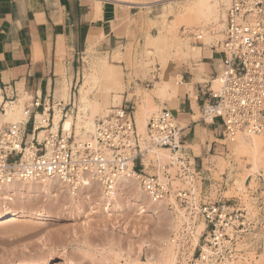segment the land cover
Returning <instances> with one entry per match:
<instances>
[{"label":"rangeland","instance_id":"1","mask_svg":"<svg viewBox=\"0 0 264 264\" xmlns=\"http://www.w3.org/2000/svg\"><path fill=\"white\" fill-rule=\"evenodd\" d=\"M193 1L171 0L153 13L154 21L149 22L145 29L147 31L154 29V32L150 36L147 34L145 41L138 45L136 50L130 47L127 49L126 55L133 57V60L132 64L130 60L124 72L121 68L113 66L104 54L89 50L80 56L79 79L73 87L70 105L67 107L69 110L67 116L74 117L69 131L74 132L75 135H81V131L79 133L75 131L78 128L76 121L80 120L79 127L83 125L84 117L89 114L91 116L94 108L93 100L99 97L100 103L107 102L108 105L102 113L98 111L93 114L94 121L97 117L108 113L111 107L128 106L134 111L138 133L145 134V128L144 133H141L139 127L145 119L147 123L151 115L159 111L161 107L154 104L152 108L144 111L141 117H138L139 106L145 97L143 93L154 90L157 81L167 80L166 74L172 62L180 64L187 60L188 57L185 55L189 46L212 45L215 41L223 39L225 13L230 0H210L211 4L215 5L212 6V10L216 11L213 12V16L211 15L212 19L211 17L206 19L208 21L199 19L201 13L196 8L200 15L195 9L196 13L188 22H180L178 17L184 11L186 2ZM215 18H217L216 21H214ZM198 35H201L200 40L196 39ZM111 60H120V57L117 54ZM172 86L166 93L174 92L175 88ZM81 92L89 98L90 104L83 106L86 112L83 109V112L80 111L82 107L79 109V115L77 114L79 120H77L75 117L79 107L78 93ZM119 94L122 96L121 100L115 98L113 101L112 97ZM124 96L128 99L132 97L137 99L135 108H132L131 104L123 103ZM158 98L160 103L169 99L166 96ZM25 101H19L20 107H16L15 118L13 117L14 119L9 122L1 121L0 126L5 123H15L17 111L20 108L19 121ZM90 105L93 107L92 111L89 110ZM238 135L242 137V140L244 138L249 142L254 137ZM77 137L81 139L83 136ZM259 137L264 141V134L254 138L259 139ZM223 141L220 143L225 145L226 149L222 154L210 157L203 162L191 161V163H194L196 170L204 171L206 175L200 172L201 178L208 177L202 182V186L210 188L213 201H220V206H234V209L246 212L244 232L238 235L239 239L236 242L239 251L237 263L264 264V163L258 160V166L254 168L252 157L247 155L250 153H246L247 156H245L240 151L242 154L239 155L238 152L236 154L238 156L234 157L232 151L237 143L224 139ZM161 149H152L153 152L156 151L154 154L150 152L153 159L148 157V152L144 155L146 172L156 173V161L160 163L162 160L159 165L161 169L169 164V151L166 152L168 155L166 162L161 157L160 160H156ZM259 156L260 158L264 156V149ZM161 169L158 173L162 171ZM171 172L174 173V170ZM67 190L68 188L54 186L47 193H42L36 188H19L12 192L10 198L14 202L6 201L8 211L26 210L31 213L47 210L51 217L41 220L22 218L13 224H0V264H24L49 256H63L69 262L68 264H126L136 257L141 262H146V258L149 257L155 264L162 258L164 248L167 259L175 257L174 264H196L197 251L204 238V224L199 219H188L176 204L170 202L171 200L165 203V208L157 209L135 197L136 189L129 186L119 198L121 208L113 205L106 211V204L99 202L96 192L95 194L94 191L85 190L72 201L68 198ZM142 207H145L144 213H141ZM178 234H180V245L171 244V246L168 241L171 242V238ZM139 246H143L141 251ZM167 253H171V256ZM156 259H159L158 262Z\"/></svg>","mask_w":264,"mask_h":264},{"label":"built area","instance_id":"2","mask_svg":"<svg viewBox=\"0 0 264 264\" xmlns=\"http://www.w3.org/2000/svg\"><path fill=\"white\" fill-rule=\"evenodd\" d=\"M222 36L211 46L222 55L223 69L209 84L200 119L218 120L222 138L230 142L238 134L263 135L264 0H230ZM31 108H40L39 115L31 113ZM56 111L61 115L60 126L53 131ZM68 111L63 103L36 98L22 109L18 122L0 126V187L54 180L79 190L90 182L110 199L124 179H129L151 201L173 200L188 219L203 222L204 238L196 264H238L236 242L244 232L246 212L212 200L199 170L181 152V129L171 111L161 108L153 113L142 135L131 108L111 107L95 119L93 133L81 139L72 131H63L61 123ZM159 148L169 151L170 162L158 173L156 161V173L150 174L143 157ZM179 238L180 234L173 236L171 244L179 246Z\"/></svg>","mask_w":264,"mask_h":264},{"label":"crops","instance_id":"3","mask_svg":"<svg viewBox=\"0 0 264 264\" xmlns=\"http://www.w3.org/2000/svg\"><path fill=\"white\" fill-rule=\"evenodd\" d=\"M169 1L0 0V113L4 104L14 102L20 107L23 99V109L36 98L68 107L79 79L80 56L89 50L106 55L113 66L124 72L133 60L126 55L127 49L136 50L147 34L154 32L145 28L154 21L153 13ZM117 54L120 60L112 61ZM185 57V62L170 64L166 74L169 82L157 81L155 89L149 91L157 94L167 84L165 95L169 99L160 103L157 99L161 96L149 93L150 101H142L137 116L141 117L154 104L171 111L181 129L182 154L191 161L203 162L226 149L220 143V122L200 119L209 84L223 69V57L211 45L189 46ZM171 86L176 89L174 93H166ZM114 97L119 101L122 98L115 95L113 101ZM136 101L134 97L123 98V103L132 108ZM98 103L101 109L108 105L100 103L99 97ZM30 112L39 114L40 108H31Z\"/></svg>","mask_w":264,"mask_h":264},{"label":"bare ground","instance_id":"4","mask_svg":"<svg viewBox=\"0 0 264 264\" xmlns=\"http://www.w3.org/2000/svg\"><path fill=\"white\" fill-rule=\"evenodd\" d=\"M211 2L212 1H210V0H194L193 2H186V5L184 6V11L182 12V14L178 17V20L180 21V22H188L191 18H192V16H193V14L194 13H196V11H197V9L200 11V13H201V15L199 14V12L197 11V13L200 15L199 16V19H201V21H202V19L203 20H206V19H208V17H209V19H210V17H211V19H212V16H213V12H215L216 10H212V6L214 5H212L211 4ZM215 6V5H214ZM197 8V9H196ZM195 9H196V11H195ZM195 11V12H194ZM214 14H216L217 15V13H214ZM212 15V16H211ZM202 16V17H201ZM201 17V18H200ZM214 17H215V15H214ZM218 18V17H217ZM217 18H215V20L214 21H216L217 20ZM224 19V18H223ZM206 21H208V20H206ZM205 21V22H206ZM210 21V20H209ZM204 22V23H205ZM196 39L197 40H200L201 39V35H198L197 37H196ZM180 50V49H179ZM92 76V75H91ZM93 76H95V75H93ZM97 77V76H96ZM86 78V77H85ZM95 78V77H94ZM89 79H91V78H89ZM96 79V78H95ZM94 79V82L96 81ZM113 79V78H112ZM86 80V79H85ZM100 81L102 82V80L100 79ZM108 80H106V82H107ZM110 81V80H109ZM115 80H113V82H114ZM104 82H105V80H104ZM116 82V81H115ZM114 82V83H115ZM87 83V82H86ZM117 83V82H116ZM85 84V83H84ZM83 84V85H84ZM107 84V83H106ZM109 85V84H108ZM216 86H217V81H215V82H213V88H216ZM81 87V86H80ZM82 89V88H81ZM168 89V85L167 84H164V86L162 87V88H160L159 90H157V94H154V92H149V93H151V94H153V95H156V96H166L165 95V91ZM149 93L148 92H145V93H143V95L145 96L144 97V102L145 103H148L149 101H150V98H149ZM174 93V92H173ZM97 96V95H96ZM116 97H114V99H115ZM88 97L84 94V93H79V107H78V110H77V113H76V117H75V119H77V120H79L78 119V116H77V114H78V112H83V111H85L83 108L85 107V105H87V103H88ZM24 100V99H23ZM21 101V100H20ZM1 102H2V96H1V91H0V104H1ZM92 102V101H91ZM89 104L90 103H88V106H89ZM92 104L94 105V108L91 106L90 108H89V110H91L92 111V108H93V111H92V113H91V116H90V114H89V116L88 115H84L85 117H84V120H82L83 121V125L82 124H80V125H82L81 127H79V121H76V124L78 125V128L77 129H75V131H76V133H79V131H81V135H75L76 136V138H78L77 136H83V137H85L87 134H92L93 133V128H94V120H93V114H95L96 112H100V113H102L105 109H107V108H105V109H101L100 108V106H99V103H98V97H96L95 98V100H93V102H92ZM84 106V107H83ZM16 107H18L17 106V104L16 103H6V104H4V109H3V111L0 113V122L1 121H7V122H9V121H11L12 119H14L15 117H14V115H15V111H16ZM82 107V108H81ZM81 108V110L79 111V109ZM88 108H86V109H88ZM82 109H83V111H82ZM88 110V111H89ZM87 111V112H88ZM18 112V113H17ZM16 113H17V118H16V120L14 121L15 123L16 122H18V119H19V112H20V108H19V110L17 111ZM86 112V111H85ZM106 112V111H105ZM104 112V113H105ZM83 114H85V113H83ZM83 114H81V115H83ZM21 115V114H20ZM39 114H37V116H38ZM79 115V114H78ZM80 115V116H81ZM14 117V118H13ZM80 118V117H79ZM20 119H21V117H20ZM60 119H61V115H60V113L58 112V111H56V113H55V115H54V119H53V131H56L58 128H59V122H60ZM73 121H74V117H72L71 115H68L67 117H66V119L65 120H63L62 121V128H63V131H65V132H70L69 130L71 129V127H72V125H73ZM75 123V122H74ZM82 123V122H81ZM145 124H146V119L143 121V123H142V125L139 127V132H141V133H144V128H145V130H146V127H145ZM75 125V124H74ZM75 128H76V125H75ZM83 137H81V138H83ZM255 137V136H254ZM253 137V140H250V142L249 141H246L247 139H244L243 138V140H242V137L240 136V135H238V136H236V137H234L233 138V142H236L237 144H236V146L233 148L234 149V151H232L233 152V154L235 155L234 157H237L236 156V154H238V152H239V155L240 154H242L243 153V155H245V156H250V157H252L251 159L253 160V162H254V168H256L258 165H257V162H258V160L261 162V163H264V156L263 157H261L260 158V156L259 155H261V153H262V150L264 149V141L263 140H260V137H259V139H255ZM247 138V137H246ZM224 142V141H223ZM232 143H230V145H231ZM233 145V144H232ZM230 148V147H229ZM152 151V154H154V152H156V151H154L153 152V150H150L149 152H148V157H151L152 159H153V157H152V154L150 153ZM168 150H166V149H164V148H162L161 149V153H156L157 155H158V157L157 156H155V158H156V160L158 159V160H160L159 158L161 157V159L163 158V160H165L164 162H166V160H167V154H166V152H167ZM231 151V150H230ZM242 153H241V152ZM245 153V154H244ZM246 153H250V155L249 154H247L246 155ZM149 155H151V156H149ZM242 156V155H241ZM158 162V161H157ZM161 162H162V160L160 161V163H159V165L161 164ZM163 164V163H162ZM160 167V166H159ZM161 169V168H160ZM161 172V171H160ZM84 185H87V187H84V186H82L79 190H73V189H70V188H68V192H66V193H69V196H68V198L70 199H72V201L75 199L76 200V198L75 197H77V195H80V194H83V192L85 191V190H87V191H94V193L96 192L97 193V195H98V199L100 200L99 202H102V203H105L106 204V207L107 208H105V210L106 211H108L109 210V208L111 207V206H113L114 205V207H117V208H121V206H119V198L122 196V192H124L125 191V189H126V187H131V188H133V189H136L135 190V197H137V198H140L141 200H144V201H146L148 204H150V205H148L147 203V205L148 206H154V207H156L157 209L158 208H162V207H164V205H165V203L167 202V201H161V202H153V201H151L149 198H147L146 197V195L138 188V186L135 184V182L134 181H132V180H129V179H124V183L118 188V190H117V192L113 195V197L112 198H110V199H105L102 195H101V193H100V191H99V188H98V186H96V185H94L93 183H90V182H88V183H85ZM54 186H60V188H63L64 187V189H66L67 187L66 186H64L63 184H61V183H59V182H57V181H54V180H50V181H47V182H45V183H38V182H26V181H23V182H12V183H10V184H7V185H4V186H1L0 187V224H13V223H15V222H18L20 219H22V218H31V219H34V220H41V219H46V218H50L51 217V214L47 211V210H37V211H34V212H31V213H29L28 211H26V210H19L18 212H13V211H8V209L9 208H7L8 206H7V203H6V201H10L11 203L12 202H14L13 201V199H11L10 197H11V194H12V192L13 191H15L16 189H34V188H36V189H38V190H40L42 193H47L48 192V190L49 189H51V188H53ZM63 190V189H62ZM62 192V191H61ZM64 192H65V190H64ZM95 193V194H96ZM68 195V194H67ZM83 196V195H82ZM78 197H80V196H78ZM84 197V196H83ZM87 198V197H86ZM1 201H4V202H1ZM144 201H142V202H144ZM170 202H173L172 200L170 201ZM149 208V207H148ZM165 208V207H164ZM164 210V209H163ZM145 212V207H142L141 208V213H144ZM168 241V240H167ZM171 241V240H170ZM195 242H197V238L195 237ZM168 243H170V245H171V242H169L168 241ZM145 245V244H144ZM143 245V246H144ZM150 245V244H149ZM166 245H168L167 243H166ZM142 246V247H143ZM146 246H147V244H146ZM172 246V245H171ZM142 247H140L139 246V251H141V249H142ZM147 247H149V246H147ZM169 248V247H168ZM171 248V247H170ZM161 251H162V248L160 249ZM167 250V249H166ZM170 250V249H169ZM168 251V250H167ZM155 253V252H154ZM162 252H160V254H161ZM159 254V253H158ZM168 254V253H167ZM170 254V255H169ZM168 255L169 256H171V253H169ZM173 256V255H172ZM158 257V256H157ZM162 257V258H161ZM161 257H158V258H161L160 259V261L158 262L157 260H159V259H156V261L158 262V263H155V264H174V261H173V259L175 258L174 256V258H170V257H168V258H170V259H167V257L165 256V248H164V253H162V255H161ZM153 258V257H152ZM155 261V262H156ZM51 263H56V264H68L69 262L66 260V258H64L63 256H59V257H53V256H49V257H44V258H42V259H34V260H32V261H30V262H25L24 264H51ZM126 264H154V261H153V259H151V258H146V262H141V261H138V259H137V257L135 258V259H133V260H131V261H129V262H127Z\"/></svg>","mask_w":264,"mask_h":264}]
</instances>
